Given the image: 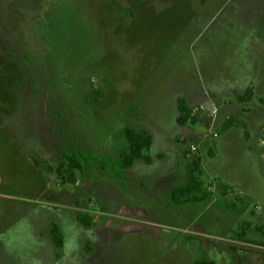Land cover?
Listing matches in <instances>:
<instances>
[{
    "label": "rangeland",
    "instance_id": "1",
    "mask_svg": "<svg viewBox=\"0 0 264 264\" xmlns=\"http://www.w3.org/2000/svg\"><path fill=\"white\" fill-rule=\"evenodd\" d=\"M212 19L215 28H224L215 55L206 48L218 35L214 27L208 29ZM261 30L264 0H0V241L19 234L26 242L38 234L45 239L47 224L55 219L66 225L74 252L86 234L77 223L71 225L67 209L82 194L92 198L93 208L109 214L136 196L148 214L129 223L127 231L99 232L109 238L101 245L100 260L82 261L76 255L58 260L43 244L20 252L16 260L113 264L116 253L110 249L117 246L125 247L137 264H193L203 254L189 251L181 238L189 225L200 222L212 243L222 245L215 247L222 255L211 248L215 264H225L222 250L230 245L246 246L233 252V264L262 263L264 242L243 246L236 240L244 227L237 201L233 206L220 199L202 208L182 197L178 204L167 193L158 194V202L148 201L140 191L128 192L133 183L122 182L126 174L120 177L109 168L102 171L101 184L90 187L60 185L53 171L63 145L115 159L127 149L126 126L136 122L158 131L162 113H172L167 100L188 91L196 69L207 84L213 65L225 78L246 65L242 75L251 82L261 79L264 92ZM55 209L62 210L58 217L51 214ZM196 209L202 211L199 218L193 215ZM254 211L260 212L258 207ZM244 213H249L247 206ZM0 253H6L0 264H11L10 248Z\"/></svg>",
    "mask_w": 264,
    "mask_h": 264
},
{
    "label": "crops",
    "instance_id": "2",
    "mask_svg": "<svg viewBox=\"0 0 264 264\" xmlns=\"http://www.w3.org/2000/svg\"><path fill=\"white\" fill-rule=\"evenodd\" d=\"M236 73L233 72L225 80L213 78V82L205 84L196 70L194 81L190 87L188 84V91H183L173 101L167 100L166 106L172 113L170 116L162 113L157 122L158 131H154L152 126L136 122L124 128L143 133L150 141L142 162L134 170L125 172V181L133 183L128 186L130 194L140 191L148 201L158 202L157 195L167 193L172 201L179 204L182 200L172 195L173 189L194 177L201 187L197 186L182 199H194L197 202L194 206L202 208L220 199H228L233 206L234 201H237L242 208L241 212L236 211L237 214L248 215L244 213L245 201H240L239 197L242 192H248L249 184L258 187L264 185V132H259L264 128V121L257 117V109L264 98H254V86L249 78L241 83ZM201 87L208 90L211 97L201 96ZM203 100L206 108L203 125L212 126L218 134L216 137L204 138L200 127L179 120V105L182 101L191 105ZM229 118L234 122L226 127ZM192 137L196 139L189 141ZM190 142H199L201 155L197 162L187 155ZM202 183L211 187L212 193L208 195ZM141 184L142 190L139 189ZM134 197L126 202L127 206L123 205L122 210L127 213L131 209L136 210V213L143 214V218L147 217L145 204L139 203ZM193 212L195 218L201 217L202 211L196 209ZM56 222L63 228L61 222ZM196 230L202 232L203 229L198 227ZM62 231L66 234L65 229ZM70 253V245L67 244L64 256Z\"/></svg>",
    "mask_w": 264,
    "mask_h": 264
},
{
    "label": "flooded vegetation",
    "instance_id": "3",
    "mask_svg": "<svg viewBox=\"0 0 264 264\" xmlns=\"http://www.w3.org/2000/svg\"><path fill=\"white\" fill-rule=\"evenodd\" d=\"M212 20H214V21H213V23L210 22L208 24V26H209L208 29L209 28L212 29V27H214V25H215L216 19H212ZM217 28L218 27H216V28L214 27V30L217 31L218 35H216L212 39V41L206 45V48L209 50V53H211L212 55H215V51L217 49H219L218 48L219 43H217L216 40L221 39L222 35L224 34L223 33L224 28H222V29L220 28L221 31H219L218 30L219 28L218 29ZM261 33L263 34L264 30H261L260 34ZM216 45H217V47H216ZM204 58H206V57H204ZM236 66H237V64H236ZM255 67L260 71L262 70V66H260V68L257 66H255ZM245 68H246V65L242 68H239L237 70L238 74L236 73L237 76L239 75L238 81L241 83L244 82V79L246 78L245 75H242V71ZM213 69H214V65L209 70L212 72L213 77L210 78L211 75L208 73L209 78L212 80V82H213V78H216V77L219 80L220 79L225 80V74L223 73L224 71H221V69H218V68H215L214 70ZM196 70H195V72H196ZM260 77H261V74H260ZM194 78H195V74H194ZM260 80L261 79H259V78L252 79L251 83L254 86V88H253L254 89V98H257L259 96L264 98V92L261 91L260 85H259ZM202 84H203V82L201 83V85ZM201 92H202L201 96L211 97L208 90L203 89L202 87H201ZM197 104H202L204 109H205L204 112L201 114V120H202L203 114H205V112H206L204 100L193 103V104L191 103V105H189V106L193 107ZM257 115H258L257 116L258 119L264 121V101H263V103H261V105L257 109ZM202 122H203V120H202ZM262 131L264 132V128L262 130H260L259 132H262ZM217 136H218V134H217ZM195 139H196V137H192V138H190L189 141H194ZM63 146L69 147L66 145H63ZM199 151L201 152V148L199 149ZM38 152L42 153L41 151H38ZM94 155L100 156L101 154L96 153ZM141 162H142V160H138L137 162H135V164L131 168L127 169L126 171L129 172V171L134 170L139 165V163H141ZM56 165H55V167H56ZM92 171H95V169H93ZM101 176H104V175L99 174L97 177H92L90 179L87 175H80L78 178L84 179L81 182H79L78 181L79 179H77V181L75 183H65V184H71L73 186H79V184H81V185L87 184V186L90 187V185H92V184H97V183L101 184ZM125 180H127V178L122 179V182L123 183L126 182ZM58 181H59L60 185H65V184L61 183V181L59 179H58ZM123 183H119L120 186L122 187V189L124 188ZM142 187L143 186L141 184L140 190L143 189ZM247 188H248V192L247 193L242 192V196L239 197L240 201H243V202L245 201V203H243V204H244V206L248 207V212H249L247 216H239L242 218V221L240 223H243L242 225H244V227L242 226V228L238 232V235L241 238H238L236 240L242 241V245L243 244L246 245V243H252L255 240H260V241L264 242V185L258 187V186H255L253 184H249V185H247ZM205 189H206L207 194L212 193L211 187H207L206 184H205ZM123 191H124V189H123ZM120 194L123 197L127 196V194H126V196H124L125 194L124 195L122 193H120ZM142 195H144V194L142 193ZM79 198L80 199H75V201H73V204L70 205V207L67 209V213L70 215V220L72 221L71 225H72V223L73 224L77 223L80 226V227L78 226L80 229L85 230L86 237L83 238L80 247L75 249L74 252L72 251L69 255H67L66 256L67 258L68 257L71 258L72 255H76L82 261L91 262V260H93V259H94V261L100 260L101 245L107 244L104 242H106L109 238L104 240L103 238H106V237L98 234L99 232H103L102 234L107 235V236H110L111 234L114 235V233H116V232L121 233L123 231H127V226L129 223L134 224L136 222H140L143 218V214L140 215V214L136 213L137 212L136 210L131 209L130 213H127V212L122 210L123 205L127 206L126 202H128L129 199L122 200V203L117 208L116 212L114 214H109V213H106L102 210H98L96 208H93L94 204L91 202L92 198L86 196L85 194H82ZM134 199H137V197L135 196ZM138 202L143 203V201L142 200L140 201L139 199H138ZM193 202H190V203L192 204ZM249 205H252V206L254 205V209H256V207H258L260 212L256 213L253 208L252 209L249 208ZM234 210H235V208H234ZM57 211H62V210L61 209H55L51 213L53 215V217H56V216L58 217ZM80 215H84V216L88 215L91 218L90 223L87 224L83 220H81ZM53 224H56L59 227V230L61 233L60 238L62 241V245L60 247V250L57 249L56 244L53 242L52 233H51V230H52L51 227ZM198 227H200L201 229H204V232L197 231L196 229ZM230 228H229V230H230ZM62 229L66 230L67 229L66 225L63 226V228H61L60 225L55 221V219H52L47 224V230L43 235V237H47V238L39 239V237H38L39 234H38V236H37L38 239L32 238L28 242H26L25 239L27 237H24L21 234H19V237L14 238V239H9V241L7 243L0 241V251L6 250L7 248H10V254L9 255H11L12 257L11 256H9V257L11 260V264H12V261H14L16 264H22V263H19L17 261L18 260L17 256L20 252H23L24 250L32 249L37 244H39L41 246L43 244V249L46 252L53 250L54 257L59 260L60 258H62V256H64L67 244L70 245V249L73 248L72 243H70V241L67 240L66 235H65L64 231H62ZM45 234H47V236ZM252 235L255 237L257 236V238H254ZM211 237H212L211 234L209 232H207V230H206V226L200 222H196L194 224H191V225H189V227H187L184 230L183 237L181 238L182 244H184L183 246L187 245L189 251L196 250V251H198L199 254L200 253L203 254L202 257H200V255L198 254L199 257L193 262V264H195L198 261L207 262V263L211 262L212 264L216 263L214 260H212V258H213L212 257L213 256L212 251L216 250L215 247L220 245V244H218L216 242L212 243ZM17 239L22 240L21 245L19 243H17ZM144 244H145V242H143L141 245H144ZM208 244H210V245H208ZM97 245L100 247L99 250L97 249ZM203 245H205V247H203ZM221 246L222 245H220V248H221ZM230 246H232V245H230ZM230 246H228V247L225 246L224 249L222 250V253H224L227 256V258L225 257V264H233L234 262H236L237 257H234L235 255L233 252L244 251V249L246 248V246H245L241 250H237L234 247H230ZM143 247L146 248V245ZM209 248H210V251H208ZM211 248L213 249L212 251H211ZM219 250L220 249L216 250L217 251L216 254L222 255V254H220L221 252L219 253ZM112 251H115V253H116V255L114 257L115 259H114L113 264H135L136 259L134 260V256H131L129 254L130 252H128L125 247H122V249H121L120 247L116 246L115 248L110 249L111 253H112ZM11 252H17V253L11 254ZM262 253H264V252H262ZM1 255H6V253L5 254L0 253V256ZM228 255L230 257L233 255L229 262H228ZM104 257H105V253L103 254L102 258H104ZM241 260H243V259H241ZM105 261H106V258H105ZM136 264H137V262H136ZM244 264H245V262H244ZM260 264H264V261Z\"/></svg>",
    "mask_w": 264,
    "mask_h": 264
},
{
    "label": "trees",
    "instance_id": "4",
    "mask_svg": "<svg viewBox=\"0 0 264 264\" xmlns=\"http://www.w3.org/2000/svg\"><path fill=\"white\" fill-rule=\"evenodd\" d=\"M101 94V93H99ZM180 121L184 124L188 123L191 116L192 107L182 101L179 105ZM233 119L229 118L226 123V127L233 124ZM125 139L127 140L128 146L124 152H121L115 159L109 158H97L89 150L79 147H62L58 154V162L53 171L56 172L57 178L61 183H75L80 175H87L90 179L97 177L99 174L104 175L102 171L104 169H111L116 174L125 175L127 169L131 168L135 162L144 159V151L149 146V138L143 133H139L134 129L127 128L124 130ZM195 162L199 158L194 159ZM95 162V165H94ZM99 162V164H98ZM95 169V171H92ZM205 184L202 183V186ZM197 186L201 187V183L197 182L194 177H191L186 184L181 185L173 189L172 195L175 197H186L191 191L195 190ZM209 195V194H208ZM194 199H186L185 203L193 202ZM182 201H180L181 203ZM196 202V201H194ZM81 220L85 223H90V217L88 215H80ZM51 233L53 242L56 244L57 249L60 250L62 241L60 238V230L56 224L51 227ZM195 264H212L207 262L198 261Z\"/></svg>",
    "mask_w": 264,
    "mask_h": 264
},
{
    "label": "built area",
    "instance_id": "5",
    "mask_svg": "<svg viewBox=\"0 0 264 264\" xmlns=\"http://www.w3.org/2000/svg\"><path fill=\"white\" fill-rule=\"evenodd\" d=\"M204 107L202 104H197L195 106L192 107V111H191V116L194 117L193 120H189L188 124L192 125L194 127H200L201 132H202V136L204 138L207 137H216L217 136V132L213 130L212 126H204L203 122L201 120V114L204 112ZM199 142H191L188 145V149H187V155L189 157H191L192 159H197L200 158V151H199Z\"/></svg>",
    "mask_w": 264,
    "mask_h": 264
},
{
    "label": "water",
    "instance_id": "6",
    "mask_svg": "<svg viewBox=\"0 0 264 264\" xmlns=\"http://www.w3.org/2000/svg\"><path fill=\"white\" fill-rule=\"evenodd\" d=\"M202 232H204V229L202 230Z\"/></svg>",
    "mask_w": 264,
    "mask_h": 264
}]
</instances>
